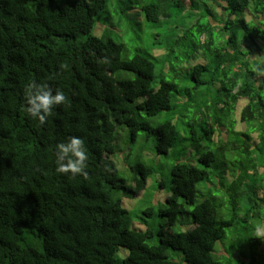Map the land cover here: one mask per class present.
I'll return each mask as SVG.
<instances>
[{
    "label": "trees",
    "instance_id": "1",
    "mask_svg": "<svg viewBox=\"0 0 264 264\" xmlns=\"http://www.w3.org/2000/svg\"><path fill=\"white\" fill-rule=\"evenodd\" d=\"M145 30L148 49L130 58L124 36ZM33 82L66 96L43 124L26 113ZM182 128L198 166L165 174L142 161L169 158ZM123 130L131 147L142 135L135 163L118 150ZM71 136L85 142L86 175L56 170ZM155 175L171 193L132 229L124 200ZM257 227L264 0H0V264H264Z\"/></svg>",
    "mask_w": 264,
    "mask_h": 264
},
{
    "label": "rangeland",
    "instance_id": "2",
    "mask_svg": "<svg viewBox=\"0 0 264 264\" xmlns=\"http://www.w3.org/2000/svg\"><path fill=\"white\" fill-rule=\"evenodd\" d=\"M218 12H221L218 9ZM104 29L102 27L98 28V33H103ZM158 32V31H157ZM156 33V32H153ZM153 33L151 31H147L145 30L143 33L140 34L141 40H138L137 35L134 34L133 32L129 31V33L127 35L124 36V41L126 42V53L127 55H129V57H133L134 52L137 51L138 49L141 50H145L148 49V45L150 43V41L153 39ZM162 53V52H161ZM179 86L181 87V89L183 90L186 86L184 84H180V83H185L184 79H179ZM179 102L181 104H183V100L179 99ZM245 104V102H240L239 104V108L243 107V105ZM190 105V104H189ZM238 108V111H239ZM238 119V118H237ZM182 126H184V123L181 124ZM242 125L240 122V119L238 120V124H237V129L242 130ZM182 138L183 141L181 143V146L179 148H175L172 149L170 151V155L169 158H162V157H157L153 151H147L146 150V154L144 155V160H142L144 163H146L147 165H151V166H155L157 168H159L161 165L164 166V173L167 174V172L169 171V169L177 164V163H193L196 164L198 166V161L197 158H192L193 157V151L190 148V142L188 141V130L185 128H182ZM125 131V130H123ZM125 135L123 136V140L117 145L118 150H122L123 154L126 155L127 152L129 151L128 154L132 155V158H130L133 163L137 162V159L135 156L137 153V149L139 146H144V141L142 140V135L139 137L138 142L135 146L130 145V137L127 134V132L125 131L124 133ZM120 147V149H119ZM149 153V154H147ZM127 154V155H128ZM114 162L117 164L118 168L122 171V169L124 168V161H123V155L121 153V155H116V158L114 159ZM122 165V166H121ZM231 166V164L229 163L226 167H224V170L226 168H229ZM157 182H159V177L158 175L153 176L150 181H149V185L148 188L145 192H142L141 195H139L138 197H132V198H128L124 200L125 205L127 206V210L129 211V215L131 216L130 222H131V228L132 229H137V230H145L146 227L142 224H144L145 222H148L149 224H153L155 222V218H148L146 216H144L142 222H140V219L138 218L139 209H144L146 208V204L147 202L151 201L152 204L155 205V200L157 199L159 202L162 203H166L167 197L170 195L171 191L169 186L168 187H164L163 189H158L156 187ZM130 186H134L133 184H131ZM205 185H200L199 188L205 189L204 187ZM125 193L127 192H121L117 194V197H120L123 199L125 198ZM132 196V195H131ZM145 200V202L143 204H141L138 209H134L133 207L135 206V204H137V202H140L141 200ZM139 228V229H138Z\"/></svg>",
    "mask_w": 264,
    "mask_h": 264
},
{
    "label": "clouds",
    "instance_id": "3",
    "mask_svg": "<svg viewBox=\"0 0 264 264\" xmlns=\"http://www.w3.org/2000/svg\"><path fill=\"white\" fill-rule=\"evenodd\" d=\"M25 99L27 115L43 124L46 117L52 114L53 108L66 101V96L60 89L54 91L48 84L33 82L25 90ZM240 102H245V100H240L239 104ZM55 151L57 153L56 170L59 173L86 175L88 155L82 138L71 136L65 142L58 143ZM254 235L264 240V228L257 227Z\"/></svg>",
    "mask_w": 264,
    "mask_h": 264
}]
</instances>
